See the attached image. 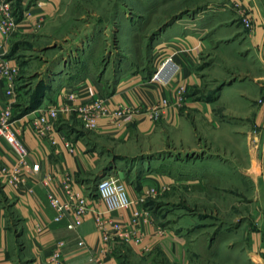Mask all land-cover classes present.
I'll list each match as a JSON object with an SVG mask.
<instances>
[{"label": "rangeland", "instance_id": "1", "mask_svg": "<svg viewBox=\"0 0 264 264\" xmlns=\"http://www.w3.org/2000/svg\"><path fill=\"white\" fill-rule=\"evenodd\" d=\"M47 1L2 0L15 25L23 13ZM56 3L53 22L40 16L32 31L19 39V62L27 74L55 72L57 60L62 57L66 58L67 70L78 56L73 53L78 46L86 62H91L90 58L97 60L102 80L116 79L129 71L131 75L138 73L151 79L162 63V60L157 63L154 48L164 32L174 26L186 31L193 24L196 32L202 31L206 45L195 67L201 81L194 97L213 100L223 92L225 101L212 107L219 124L217 132L208 128L203 134L195 127V140L201 146L195 152L200 154L204 150L213 156L218 154L219 158L210 157L207 160L210 165L195 168L198 173L204 169L210 172L209 176H198L195 182L200 186L175 194L170 189L157 193L148 197L143 207L162 229L190 230L194 242L189 264H264V127L255 122L257 108L264 105V59L251 37L256 23L264 27V0H56ZM236 4L249 10V28ZM183 96L181 91V99ZM90 138L97 144L102 164L120 165L130 160L131 167L135 165L133 177L142 171L154 174L157 166L167 172L168 164L179 157L177 152H183L180 158L184 160L199 162L202 157L187 153L191 151L186 140L172 139L170 128L165 126L145 135H138L134 129L126 141ZM111 167L113 173L92 179L91 191L101 178L117 175V169ZM171 198L178 203L172 204ZM9 226L12 231L20 226L11 215ZM252 235L258 236V242L252 240ZM120 249L127 264H172L161 253L149 259L132 254L127 246ZM253 251L261 252L262 256L251 254Z\"/></svg>", "mask_w": 264, "mask_h": 264}, {"label": "crops", "instance_id": "2", "mask_svg": "<svg viewBox=\"0 0 264 264\" xmlns=\"http://www.w3.org/2000/svg\"><path fill=\"white\" fill-rule=\"evenodd\" d=\"M57 7L56 0H48L44 4L32 7L23 13L14 32L7 38L0 34V60L6 59L11 65L18 66L15 80L17 99L13 106L14 125L25 128L39 109L49 107L53 103L72 104L73 101L61 97L64 89L69 92L75 91L76 105L82 101L89 102L102 98L106 100L109 112L125 106H139L141 112L132 122L123 121L120 126L112 124L109 118H102L98 120L94 130L88 131L91 133L84 130L77 113L59 114L54 133L56 146L40 141L31 130H24L21 138L29 150V157L26 173L23 174V183L17 189H13L0 179V264H95L98 258L102 259L103 264H127L121 246L129 247V251L138 257L150 259L156 253H161L169 263L189 264L190 248L194 242L190 230L165 229L163 236L152 239L154 230L158 227L154 223L145 226L146 237L139 246L114 240L111 243V252L102 254L100 236L91 217L87 216L75 230L67 228L72 222L69 216L54 221L55 211L48 203L47 194L50 193L60 199V191L54 185L43 186L39 180L46 174L68 170L74 177L76 188L89 193L93 188V178L113 173L110 170L113 163L107 166L101 163L102 157L96 148L97 144L95 145L90 137H110L126 141L134 129L138 135H145L157 132L165 126L170 128L172 139L186 140L188 150L191 151L187 153L202 157L199 162L184 160L180 158L183 152H177L179 157L168 164L170 170H165L167 172L157 166V172L154 174L142 171L136 177L132 176L135 165L131 167L130 160L127 159L129 161L127 164L112 165L111 169H117L118 176L115 175L125 185L129 200H137L151 188L162 194L165 192L162 188L165 187L166 190L170 189L171 194H175L185 188L189 190L191 186H200L199 182H195L197 178L209 176L210 172L204 169L198 173L195 168L210 165V161L207 162L208 158H219V155L213 156L204 150L196 154L198 152L195 151L200 150L201 146L195 140V127H199L203 134L208 128L217 132L219 124L214 118L212 107H218L225 101L223 92L213 100H199L194 97L193 92L199 88L201 81L195 73V67L206 45L202 31L196 32L192 28L194 24L191 28L187 27L186 31L174 26L160 36L159 44L154 48L155 59L159 63L161 60L164 62L171 58L174 65L166 73L164 83L151 81L150 78L144 79L138 73L131 75V71L117 76L116 79L110 77L102 80L98 73L97 60L90 58L91 62H86L78 46L74 47L73 53L78 55L72 63L74 65L70 63L67 70L66 58L62 57L57 60L58 70L55 72L36 71L27 74L19 62L20 47L17 45L19 39L21 35L32 31L40 16L43 20L49 19L53 22L52 16L57 12ZM251 37L253 44L258 46L261 58L264 59V27L260 23H256ZM93 62L96 65H93ZM179 89L183 90L182 99L179 97ZM4 99L3 84L0 82V103ZM163 100L168 102V106L162 107L158 118L155 121L147 119L144 115L145 109L161 104ZM256 112V124L264 127V105L257 108ZM80 131H84V134ZM65 142L72 145L71 151L65 147ZM14 162L15 158L9 146L4 140H0V166L9 168ZM34 164H38L40 170L36 178L31 177L30 173ZM255 187L258 192V185ZM171 203L178 202L171 198ZM100 209L104 207L101 206ZM10 215L15 217L20 225L15 231L9 226ZM112 216L118 223H126L129 219L126 211L113 212ZM40 223L45 224L46 228L36 234L33 227ZM257 237L252 235V240L256 239L258 242ZM211 240L210 242H216ZM79 242H83L84 246L80 247ZM143 247H147V250L144 251ZM251 254L262 256L259 251H253Z\"/></svg>", "mask_w": 264, "mask_h": 264}, {"label": "built area", "instance_id": "3", "mask_svg": "<svg viewBox=\"0 0 264 264\" xmlns=\"http://www.w3.org/2000/svg\"><path fill=\"white\" fill-rule=\"evenodd\" d=\"M237 11L240 14L246 27H250L249 10L241 4H236ZM16 28L7 4H3L0 0V34L7 38ZM253 33V28L251 30ZM173 62L168 58L161 63L158 70L151 78V81L164 83L166 81V73L172 68ZM18 75V66L11 65L6 59L0 60V82L3 84L4 101L0 103V140H4L10 148L15 158V162L11 167L0 166V179L4 184L17 189L23 183V174L26 173L27 159L29 150L22 142L21 135L24 130H31L33 134L42 142L48 143L50 146H56L57 141L54 138L55 125L59 118V114L77 113L81 118L83 126L88 130H94L97 127L98 120L109 118V121L120 126L123 121L132 122L134 117L140 114L139 106H125L109 112L105 99L97 98L92 101H82L78 105L74 104L77 100L75 91H67L64 89L60 94L69 102L53 103L49 107L41 108L30 119L25 128L16 127L13 121V106L17 99L15 88V80ZM182 89L179 91V97ZM181 98V97H180ZM168 106V102L163 100L161 104H155L145 109L144 115L147 119L156 120L162 110V107ZM65 147L71 151L72 145L65 142ZM39 165L31 166V177L39 173ZM40 183L47 187L49 185L56 186L60 191V199L48 193L47 200L50 207L55 211L54 221H59L66 216L72 218V222L67 225L69 230H75L90 216L95 225L101 240V253L108 254L111 252V243L119 240L127 245L139 246L144 241L145 226L153 224L154 219L142 208L148 197L158 193L156 189H149L143 196L135 201L129 200L125 185L117 176H106L101 178L94 191L85 192L76 188L77 184L74 177L68 170H62L56 174H46ZM163 187L162 190L166 191ZM103 206L104 209H100ZM118 211L128 212L129 219L126 223H118L113 219L112 213ZM45 224H35L34 233L38 234L44 231ZM165 234V229L156 227L152 235V239L159 238ZM80 247L84 246L83 242H79ZM146 251L147 247H143ZM95 264H103L102 259H96Z\"/></svg>", "mask_w": 264, "mask_h": 264}, {"label": "bare ground", "instance_id": "4", "mask_svg": "<svg viewBox=\"0 0 264 264\" xmlns=\"http://www.w3.org/2000/svg\"><path fill=\"white\" fill-rule=\"evenodd\" d=\"M257 259V258H256Z\"/></svg>", "mask_w": 264, "mask_h": 264}]
</instances>
